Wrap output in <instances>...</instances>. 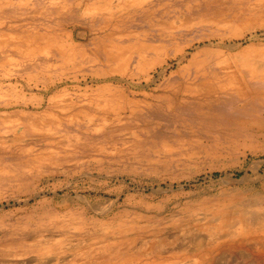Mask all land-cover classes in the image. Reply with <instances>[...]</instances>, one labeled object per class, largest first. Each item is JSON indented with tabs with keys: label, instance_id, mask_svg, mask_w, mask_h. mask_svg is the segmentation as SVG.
Here are the masks:
<instances>
[{
	"label": "rangeland",
	"instance_id": "rangeland-1",
	"mask_svg": "<svg viewBox=\"0 0 264 264\" xmlns=\"http://www.w3.org/2000/svg\"><path fill=\"white\" fill-rule=\"evenodd\" d=\"M263 225L264 0H0V264H264Z\"/></svg>",
	"mask_w": 264,
	"mask_h": 264
},
{
	"label": "bare ground",
	"instance_id": "bare-ground-1",
	"mask_svg": "<svg viewBox=\"0 0 264 264\" xmlns=\"http://www.w3.org/2000/svg\"><path fill=\"white\" fill-rule=\"evenodd\" d=\"M127 2V1H126ZM127 4V3H126ZM129 5V4H128ZM120 7V6H119ZM121 10V9H120ZM108 19V18H107ZM61 45H63V44H61ZM47 46V45H46ZM32 48V47H31ZM49 48V47H48ZM34 49V48H33ZM45 50V49H44ZM33 51H35V50H33ZM32 51V52H33ZM70 53V52H69ZM71 54V53H70ZM113 54V53H112ZM139 54V53H138ZM108 56V55H107ZM106 56V57H107ZM112 57V56H111ZM110 57V58H111ZM114 59H115V57H114ZM107 60V59H106ZM124 60V59H123ZM253 63V62H252ZM263 63V62H262ZM261 63V64H262ZM254 64V63H253ZM245 65V64H244ZM251 66V65H250ZM253 66V65H252ZM260 69V68H259ZM245 70H246V72H247V76H249V78H251L252 77V75L254 74V72H253V70L251 69V67H248V66H246L245 67ZM255 70H256V68H255ZM259 71V70H258ZM245 73V72H244ZM255 73H257V72H255ZM242 74V73H241ZM259 74V73H258ZM224 85V84H223ZM232 85V84H231ZM230 85V86H231ZM238 85V84H237ZM224 86H226V85H224ZM228 86V85H227ZM234 86V85H233ZM223 87V86H222ZM238 87V86H237ZM229 88V87H228ZM219 89V88H218ZM221 90V89H220ZM116 91V90H115ZM119 91V90H118ZM105 93V92H104ZM121 96V95H120ZM120 96H118V97H120ZM95 97V96H94ZM123 101V100H122ZM112 103V102H111ZM104 104V103H103ZM108 104V103H107ZM113 104V103H112ZM67 110V109H66ZM81 112V111H80ZM72 113V112H71ZM92 115V114H91ZM71 116V115H70ZM94 116V115H93ZM66 119V118H65ZM68 119H70V118H68ZM232 220V219H231ZM240 222V221H239ZM258 222V221H257ZM260 223H261V221H260ZM259 223V224H260ZM218 224V223H217ZM262 224V223H261ZM219 225V224H218ZM257 225V224H256ZM225 226V225H224ZM258 226V225H257ZM264 226V225H263ZM222 227V226H221ZM241 227V226H240ZM256 227V226H255ZM213 228V227H212ZM214 228H215V226H214ZM246 228V227H245ZM250 228V227H249ZM222 229V228H221ZM240 229H242V228H240ZM240 229H239V232H240ZM218 230V229H217ZM229 230V229H228ZM213 232H214V230H212ZM224 231V230H223ZM223 233V232H222ZM221 233V234H222ZM244 233V232H243ZM239 234H241V232L239 233ZM238 234V235H239ZM220 235V234H219ZM101 236V235H100ZM99 236V238H101ZM230 236V235H229ZM167 237V236H166ZM210 236L208 235V238H209ZM211 237H212V235H211ZM234 237H235V234H234ZM98 238V239H99ZM169 238V237H168ZM162 239V238H161ZM234 239V238H233ZM93 240H97V239H93ZM222 240H225V238H224V236H215V237H212L211 239H210V241H205V242H203L202 244H200V245H197V247L196 248H192V249H190V248H188V247H185L184 245H182V244H179V245H177V247H176V249H173V248H166V247H164V246H162V244H158L157 246H158V248L157 249H155L154 251H153V253H155V254H153V253H151V254H153V255H156L158 258H161V259H166V260H169L168 258L169 257H171V256H174V255H176V254H180V253H185V254H191V253H194V254H197V252H198V250H199V248L202 246V247H204V248H206L207 246H209L210 248H214V246L215 245H218L219 243H221L222 242ZM89 241V240H88ZM98 241V240H97ZM93 242V241H92ZM109 242V241H108ZM104 243V242H103ZM118 243V242H117ZM159 243V242H158ZM170 243V242H169ZM223 243V242H222ZM96 244V243H95ZM101 244V243H100ZM150 244V243H149ZM191 244V243H190ZM194 244V243H193ZM107 245H110V243H108V244H104V245H102V247L104 248V247H106ZM85 246V245H84ZM152 246V245H151ZM156 246V245H155ZM167 246V245H166ZM86 247V246H85ZM201 247V248H202ZM150 248V247H149ZM152 248H153V246H152ZM102 249V248H101ZM134 250H135V248H134ZM132 251V252H134L135 254H139V252L142 250V248H141V250L139 249V252L138 251ZM148 252H150V251H148ZM148 252H146V253H148ZM96 253H98V252H96ZM145 253V252H144ZM151 254H150V256H146L145 255V261L144 262H142V263H140V264H160V262L161 261H158L157 259H154V258H152V256H151ZM148 259H150V261H147ZM186 260V264H207V262H206V260H198V259H189V257H186L185 258ZM158 261V262H157ZM136 262V261H135ZM133 263V262H131V263H128V264H136V263ZM110 263H112V264H121V263H115L114 261L112 262H110ZM123 264V263H122ZM126 264V263H125Z\"/></svg>",
	"mask_w": 264,
	"mask_h": 264
},
{
	"label": "crops",
	"instance_id": "crops-1",
	"mask_svg": "<svg viewBox=\"0 0 264 264\" xmlns=\"http://www.w3.org/2000/svg\"><path fill=\"white\" fill-rule=\"evenodd\" d=\"M160 46L155 47V49L159 48ZM161 50V49H160ZM141 53V52H140ZM143 54V53H142Z\"/></svg>",
	"mask_w": 264,
	"mask_h": 264
}]
</instances>
